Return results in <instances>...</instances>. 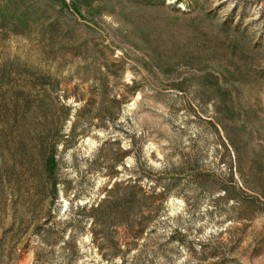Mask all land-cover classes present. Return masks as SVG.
Masks as SVG:
<instances>
[{"label":"rangeland","instance_id":"374dc122","mask_svg":"<svg viewBox=\"0 0 264 264\" xmlns=\"http://www.w3.org/2000/svg\"><path fill=\"white\" fill-rule=\"evenodd\" d=\"M0 76V264H264V0H0ZM137 158L162 206L115 250L81 207Z\"/></svg>","mask_w":264,"mask_h":264},{"label":"trees","instance_id":"16d2710c","mask_svg":"<svg viewBox=\"0 0 264 264\" xmlns=\"http://www.w3.org/2000/svg\"><path fill=\"white\" fill-rule=\"evenodd\" d=\"M3 77V76H0ZM48 76L42 75L39 78L40 88L38 92L41 97L46 96L50 91V84L47 81ZM1 79V78H0ZM54 88V86L52 87ZM36 87L31 86H18L15 88V94L19 96L20 110L25 113H33L40 118L43 126L41 130L43 133H51L54 126H50L49 118L53 117V113L49 110L46 104L40 100L33 104L32 93L36 92ZM39 96V95H38ZM39 96V97H40ZM60 110L65 113V117L68 118L71 114L70 107L61 106ZM50 116V117H49ZM58 143H55L46 150L43 154L44 172L49 178L51 191L57 192V180L55 179V172L58 167V160L56 158ZM130 155V152H127ZM137 166H134L133 170L137 173L136 176H132L126 186L120 183H115L109 190L104 198H102L96 204L91 206L84 205L81 207L82 211H88L90 217L92 234L97 237L101 235L105 240L106 245H110L115 250H120V244L115 240L112 231H117L118 228L123 227L126 230L127 238H140L145 229L147 228L149 221L154 217V214L159 213L162 205L156 204V195L147 194L145 187L143 186L142 173L138 172L140 161L136 159ZM157 185L153 187L156 188ZM163 191L157 196H164L169 190L168 186L163 187ZM46 231L45 237H48L51 232V228L44 229ZM44 237V236H43Z\"/></svg>","mask_w":264,"mask_h":264}]
</instances>
